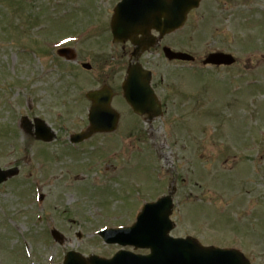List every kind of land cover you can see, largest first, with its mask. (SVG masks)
I'll use <instances>...</instances> for the list:
<instances>
[{
  "label": "rangeland",
  "instance_id": "374dc122",
  "mask_svg": "<svg viewBox=\"0 0 264 264\" xmlns=\"http://www.w3.org/2000/svg\"><path fill=\"white\" fill-rule=\"evenodd\" d=\"M87 1L92 5L85 0H0V168L20 171L0 186V264H22L28 252L27 242L22 245L26 237L32 241L26 264H60L70 250L86 256L110 254L116 248L102 242L96 232L103 225L126 228L142 203L167 195L173 186V236L238 248L253 264H264V34L259 25L242 32L243 39L247 35L243 41L247 45L238 53L243 67H176L157 59L159 96L166 101L167 86L174 97L164 114L151 123L134 118L120 92L113 105L121 114L117 132L94 136L83 147L68 151L80 152L70 157L65 144L72 133L88 125L84 94L95 81L85 78L82 87L74 85L68 70L72 66L77 73V66L58 59L56 50L77 37H83L79 42L84 48L89 45L88 36L99 30L86 31L85 21L82 25L69 20L80 15L84 19L85 11L100 7L104 17L114 0ZM224 3L205 0L174 46L186 47L197 59L222 50L218 20ZM208 5L216 9V20L207 26ZM234 8L250 11L256 20L264 12V0H236ZM95 14L89 16L91 22ZM249 36L254 47L247 43ZM78 43L68 46L76 48ZM91 48L101 50L97 45ZM102 49L99 55L108 57V66L114 62L111 46ZM250 59L262 64L249 65ZM123 74L116 76V83ZM24 117L44 120L57 138L48 145L38 142L22 129ZM113 151L110 160L107 154ZM110 168L112 175L104 172ZM40 194L46 197L42 203ZM23 209L34 217L52 215V220L32 223L26 216L17 217L16 232L12 225L8 230L4 213L15 217ZM250 211L254 213L247 219ZM48 223L64 234L63 245L47 233L43 236Z\"/></svg>",
  "mask_w": 264,
  "mask_h": 264
},
{
  "label": "water",
  "instance_id": "95a60500",
  "mask_svg": "<svg viewBox=\"0 0 264 264\" xmlns=\"http://www.w3.org/2000/svg\"><path fill=\"white\" fill-rule=\"evenodd\" d=\"M125 0L116 10L118 16H123ZM140 13L144 23L151 21L157 28L169 32L181 27L188 12L199 5V0H142ZM164 21H161V19ZM125 21V20H124ZM114 32L118 39L121 38V29L117 20L114 23ZM170 59L190 60L191 56L183 53H173L166 50ZM229 57L223 54H212L205 63L220 64L230 62ZM150 74L139 67H132L129 77L124 85L125 96L137 113H160V107L154 98L149 85ZM88 97L94 101L90 111L91 127L88 133L76 136V141H81L98 131L113 130L118 116L109 107L110 95L105 92H93ZM113 120H112V119ZM38 136L44 140H51L53 134L49 127L43 123L38 124ZM6 179L0 174V183ZM172 200L167 197L156 204L147 205L138 216L137 223L132 229L122 232L119 237L110 238V232L103 235L108 242L139 245L150 247L152 254L149 256H134L126 253L117 255L113 260H100L91 258V264H249L244 256L236 250H220L213 247H203L197 240H175L168 236L172 229L169 221ZM131 240V241H130ZM64 264H86L80 255L69 253Z\"/></svg>",
  "mask_w": 264,
  "mask_h": 264
},
{
  "label": "flooded vegetation",
  "instance_id": "af4514ba",
  "mask_svg": "<svg viewBox=\"0 0 264 264\" xmlns=\"http://www.w3.org/2000/svg\"><path fill=\"white\" fill-rule=\"evenodd\" d=\"M241 20H242L241 15H238L236 13H231L229 15V20H228V17L225 19V22H228L229 21V26H230V29L232 30L231 36H233V37H236L237 36V32L238 31L236 32V29H237L236 24L239 23V22H241ZM148 36L149 37L150 36H155L156 37V41L155 42L158 43L157 47L161 44L162 41H166L168 43V40L169 41L171 40V42H172V41H175L177 39V33H172L170 35L165 36L163 39H160L159 38V34L156 33V32H154V31H152V32H150V34ZM128 46H130L129 43H127L124 46H122V49L125 52V56H129V60H130L131 50L128 49ZM150 52H152V50H150ZM80 55L83 56L84 59H87V58H85L86 53L80 52ZM92 62H94V65L95 66L96 65L97 66L99 65L97 61H94L93 60Z\"/></svg>",
  "mask_w": 264,
  "mask_h": 264
}]
</instances>
